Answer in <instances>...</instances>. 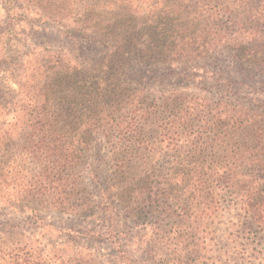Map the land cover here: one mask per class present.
I'll list each match as a JSON object with an SVG mask.
<instances>
[{"label": "trees", "instance_id": "1", "mask_svg": "<svg viewBox=\"0 0 264 264\" xmlns=\"http://www.w3.org/2000/svg\"><path fill=\"white\" fill-rule=\"evenodd\" d=\"M0 13V264H209L227 209L264 231V110L240 96H264V0H0ZM24 25L55 48L17 56Z\"/></svg>", "mask_w": 264, "mask_h": 264}, {"label": "rangeland", "instance_id": "2", "mask_svg": "<svg viewBox=\"0 0 264 264\" xmlns=\"http://www.w3.org/2000/svg\"><path fill=\"white\" fill-rule=\"evenodd\" d=\"M14 31L15 34L9 41V47L17 53V56H21L22 54L32 55L40 47L52 46L55 48V38H47L44 36L45 34H41L39 32L34 34L27 25H24L18 28L17 31ZM0 76L7 77V73L4 68L0 69ZM5 82L8 85L15 87L14 84L6 78ZM175 83L177 84V82ZM203 85L207 88L206 84ZM191 87L193 88L192 85ZM240 96L243 100L244 98L246 99L245 102L255 103L256 107L264 110V96H261L259 101L254 99L256 96H252L251 94L249 96L247 91L241 92ZM17 147V143H14V149L8 150L7 155L12 158L11 154L16 151ZM250 151L252 153L253 149ZM94 158L95 157L91 155V168H100V166H96L97 163L94 162ZM86 168L89 169V165H87ZM87 171L89 170H86V172ZM0 209L4 208L2 207ZM0 214H3L1 210ZM238 219L239 217L235 218L234 211L227 209L220 217L215 218L214 221L210 223V230L212 233L210 235L211 239L208 240L209 243H211L209 256L212 259L209 261V264H264V231L255 230L254 228H244V226L239 228L235 225L239 222ZM99 224H106V220L101 221ZM54 241L69 245L73 249H80L83 253L92 252L97 260L102 263L111 257L110 247L103 242L72 240L68 244L66 236H57L54 238ZM154 253L155 252L151 254L154 256ZM148 258L149 256L145 257V259ZM156 258H159V255H157Z\"/></svg>", "mask_w": 264, "mask_h": 264}]
</instances>
